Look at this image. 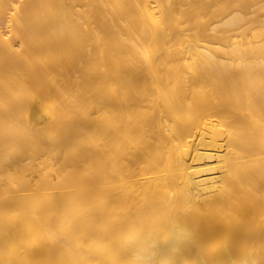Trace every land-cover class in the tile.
Instances as JSON below:
<instances>
[{
  "label": "bare ground",
  "instance_id": "bare-ground-1",
  "mask_svg": "<svg viewBox=\"0 0 264 264\" xmlns=\"http://www.w3.org/2000/svg\"><path fill=\"white\" fill-rule=\"evenodd\" d=\"M0 264H264V0H0Z\"/></svg>",
  "mask_w": 264,
  "mask_h": 264
}]
</instances>
